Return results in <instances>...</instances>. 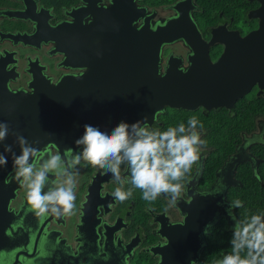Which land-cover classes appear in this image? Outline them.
Here are the masks:
<instances>
[{"label":"flooded vegetation","instance_id":"1","mask_svg":"<svg viewBox=\"0 0 264 264\" xmlns=\"http://www.w3.org/2000/svg\"><path fill=\"white\" fill-rule=\"evenodd\" d=\"M109 1L0 0V84L4 82L6 89L12 92L28 91L31 80L28 67L53 83L66 73H79L82 68L61 64L63 52L58 50H63L64 44L61 41L55 44L53 39L64 33L63 28L67 32L69 24L80 20L82 8L95 11L94 7L106 6ZM136 1L143 9L135 22L137 27L142 25L144 18H147L149 29L163 27L168 21H179L176 33L187 37L186 40L179 36L162 42L158 59L162 70L169 59L179 69L187 68L191 63L189 57L194 56L191 50H207L210 60L216 62L225 48L222 41L237 35L244 37L258 30L264 14V0ZM90 19L88 10L82 20ZM76 27L75 31H78L79 25ZM245 98H253L257 102L264 100V87L260 89L257 83L254 84L231 107L205 109L199 106L190 110L165 105L148 122L151 128L163 131L181 122L187 124L192 116L206 117L203 129L198 126L206 146L198 164L186 174V189L181 192L175 206L169 204L165 195L158 196L155 201L144 200L141 190L127 182L130 179L127 165L121 166V177L126 181L124 190L132 188V195L123 202L117 201L112 193L120 185L113 175L81 161L75 177L76 207L73 214L39 218L26 203L24 190L14 179L12 169L5 180L6 189L8 192L12 190L13 195L7 198V223L1 234L4 239L0 248V264H156L159 255L153 248H161L167 243L165 233L172 231L180 236L178 240H183V230L178 226L183 224L186 207L192 198L211 195L215 199L214 206L224 205L228 214L227 209L232 202L228 197L236 196L232 194L233 188L246 179L262 183L259 166L263 159L259 154L260 145L264 144V112L255 114L251 110L252 122L239 120L240 115L236 112L238 103ZM251 103L250 106L257 110L256 102ZM216 116L233 118L229 121L234 133H227L228 143L215 136L219 141L208 138L210 134L217 136L220 132L214 127L220 123ZM110 122L105 123L108 130L117 125L109 127ZM39 150L63 155L81 149L76 145L60 150L49 142ZM221 154L226 156L220 162L217 157ZM234 156L239 160L229 164ZM229 182L237 184L229 185ZM216 189H222V192L203 195ZM3 198L6 199L5 194ZM231 212L236 217L234 208ZM228 216L230 222L220 216L209 226L225 219L227 229L232 230L234 221L232 216ZM196 235L199 248L191 264H199L206 244L205 230Z\"/></svg>","mask_w":264,"mask_h":264},{"label":"water","instance_id":"2","mask_svg":"<svg viewBox=\"0 0 264 264\" xmlns=\"http://www.w3.org/2000/svg\"><path fill=\"white\" fill-rule=\"evenodd\" d=\"M94 8H82L80 20L53 39L55 44H64V49L58 50L63 52L61 64L82 68L79 73H66L53 83L28 67V91L12 92L4 82L0 84V121L10 128L7 139L0 142V153L8 160L7 166H0V248L7 198L13 195L5 184L14 169L12 154L5 146L11 145L17 155L21 151L14 133L38 149L51 142L61 150L76 146L85 124L103 130L107 121H111L109 127L122 120L129 124L144 119L150 122L165 105L190 110L231 107L254 84L264 87V14L258 30L222 41L225 48L216 62L210 60L207 50H191L194 56L189 57L187 68L179 69L169 59L162 70L158 63L162 42L179 36L187 39L176 33L179 21L149 29L144 18L137 27L143 9L136 0H110L106 6ZM88 10L91 19L83 21ZM238 160L234 156L229 164ZM210 196L192 198L185 220L178 226L183 240L172 231L165 233L167 243L153 248L159 255L156 264H191L199 248L196 234L203 233L217 217L230 222L224 205L214 206L215 199Z\"/></svg>","mask_w":264,"mask_h":264},{"label":"clouds","instance_id":"3","mask_svg":"<svg viewBox=\"0 0 264 264\" xmlns=\"http://www.w3.org/2000/svg\"><path fill=\"white\" fill-rule=\"evenodd\" d=\"M198 126L203 129L195 116L187 124L181 122L163 131L151 128L147 119L131 124L122 120L111 130L85 124L83 134L75 140L81 150L63 155L51 151L42 153L25 137L14 133L21 151L17 155L11 145H6L5 151L12 154L14 179L24 190L26 203L39 218L73 214L75 177L81 161L113 175L120 185L112 193L117 201L123 202L132 195V188L124 190L126 181L121 177V166L127 165L130 174L127 182L141 190L144 200L155 201L165 195L169 204L175 206L186 189V174L198 164L206 146ZM9 130L8 123L0 121V142L7 139ZM7 162V157L0 153V166H7ZM221 192L222 189H216L203 195ZM242 206L240 200L229 204L227 211L234 221L231 251L212 264H264V214L233 216L231 209Z\"/></svg>","mask_w":264,"mask_h":264},{"label":"trees","instance_id":"4","mask_svg":"<svg viewBox=\"0 0 264 264\" xmlns=\"http://www.w3.org/2000/svg\"><path fill=\"white\" fill-rule=\"evenodd\" d=\"M256 102L257 110H254L252 103ZM259 102V103H258ZM257 102L256 99H243L238 103L237 113H239V120L243 121H253V115L249 112L252 110L255 114L259 112H264V100H259ZM193 114H191L192 116ZM239 115L236 117L238 118ZM197 118V117H196ZM205 116H200L197 118L200 124L204 125ZM219 119L220 123L215 124L214 127L220 129V132L217 134H210L209 139L219 141L214 138H222L223 141L227 142L228 140L227 133H234L232 126L230 125L229 120H233V118H228L227 116L220 117L216 116ZM234 119V121L236 120ZM178 121V120H177ZM222 122V123H221ZM207 138V139H208ZM228 143V142H227ZM228 147V144H227ZM260 154L259 156L263 159L262 163L259 166V175L261 176L262 183L259 181H251L246 179L240 182L235 188L232 189V194H236L234 197H228L229 201L240 200L242 202V207L234 208V212L237 218H243L245 216H250L254 213L264 214V144L260 145ZM224 153V152H222ZM226 154L219 155L217 159H220V162L223 161ZM209 234L206 235V244L204 245V249L202 252V258L199 264H212L213 260L221 257L222 254L231 251L230 240L232 237V230L227 229V222L225 219H221L215 224H213L209 229Z\"/></svg>","mask_w":264,"mask_h":264}]
</instances>
